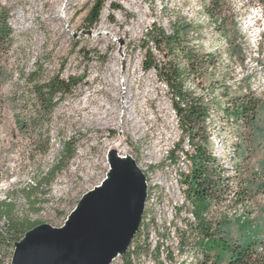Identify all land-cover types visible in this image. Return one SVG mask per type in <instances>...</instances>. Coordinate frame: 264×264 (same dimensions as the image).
Returning a JSON list of instances; mask_svg holds the SVG:
<instances>
[{
	"label": "rangeland",
	"instance_id": "374dc122",
	"mask_svg": "<svg viewBox=\"0 0 264 264\" xmlns=\"http://www.w3.org/2000/svg\"><path fill=\"white\" fill-rule=\"evenodd\" d=\"M96 1L0 0V14L13 30V44L0 52V200L20 224L61 227L105 179L115 151L131 157L144 174L146 203L151 199L148 205L156 209L152 236L136 233L130 243L135 264L163 263L166 252L171 264L177 263L174 254L226 264L220 227L238 237L256 226V237H264V103L256 134L223 112L232 108V95L250 93L264 101V0H219L225 23L211 18L212 0H105L99 21L88 29ZM177 19L201 25L185 41L218 57L199 88L216 99L207 145L229 180L222 199L202 215L214 233L210 238L198 229L185 182L192 161L184 151L191 155L193 143L204 141L184 139L168 89L153 70L142 68L141 45L150 28L155 23L170 30ZM232 41L243 47V64L230 57ZM56 74L82 81L34 122L33 85ZM66 142L73 149L70 160L63 155ZM237 143L247 150L238 158ZM10 217L0 212V228L8 227ZM156 231L163 243L158 240L154 254ZM20 240L0 247V264H12ZM125 255L111 264H126Z\"/></svg>",
	"mask_w": 264,
	"mask_h": 264
},
{
	"label": "trees",
	"instance_id": "16d2710c",
	"mask_svg": "<svg viewBox=\"0 0 264 264\" xmlns=\"http://www.w3.org/2000/svg\"><path fill=\"white\" fill-rule=\"evenodd\" d=\"M219 3V0H212L209 13L212 19H216L219 23H225L227 20L222 15ZM104 6L105 0H97L95 2L87 17V21L90 24L88 29H91L99 21ZM183 22V19H177L171 24L170 30L155 23L153 24L141 45L145 51L142 68L145 72L153 70L158 80L168 89L172 107L177 114L184 139L187 137L191 144L196 138H201L204 141V143H193V154L189 155V151H184L192 161L190 172L187 173L185 182L188 184L190 196H192L194 201V213L199 221L198 229H202V233L210 238L214 233L211 226L205 223L202 215L210 208L214 200L220 201L222 199L229 187V180L222 176L224 169L218 163L217 158L210 152L207 145L209 141L207 123L211 119L212 106L216 99L213 93H206L199 90V88L203 86L205 69L207 66H216L218 57L212 52L196 49L186 42V37L190 32L198 33L202 27L191 21ZM12 33L13 30L8 23V17L1 12L0 52L8 49L13 44ZM150 42L153 43L154 47L149 45ZM229 51L232 61L238 60L242 64L244 63L242 45L232 41ZM38 69L40 68L38 67ZM29 79L31 80V77ZM81 81V77L72 76L69 79H64L59 74H56L43 82L37 81L34 83L33 91L37 97V103L34 106L36 115L32 120L34 122L43 120L51 112L53 105L56 103L55 100L63 98L78 86ZM227 92L228 90L225 91L226 94ZM231 103L232 108L226 107L223 110L227 117L233 116L234 122L248 126L256 134L258 128L257 118L264 101L250 93H242L241 95H232ZM64 147V158L70 160L73 157L72 146L69 142H66ZM246 151L242 143H237L236 158L243 156ZM254 186H251V189ZM246 190V192L242 193V196L250 193L248 188ZM9 211L10 204L5 200H0V212H4L10 217ZM39 224H20L10 217L8 227L6 229L0 228V247L5 244H11L12 241L20 240L24 233ZM243 224L246 225L245 222ZM20 225H23L21 233ZM220 232L221 237L218 241L229 252V260L226 264L262 263L264 259L263 251L261 250H264V237H256V226L253 229L249 228L245 233L238 234V237L233 235L230 237V232L225 227H220ZM128 257L129 253L127 251L125 258L128 259ZM127 264H130L129 260ZM199 264L220 263L217 261L210 262V259L206 257Z\"/></svg>",
	"mask_w": 264,
	"mask_h": 264
},
{
	"label": "water",
	"instance_id": "95a60500",
	"mask_svg": "<svg viewBox=\"0 0 264 264\" xmlns=\"http://www.w3.org/2000/svg\"><path fill=\"white\" fill-rule=\"evenodd\" d=\"M109 163L110 173L81 198L63 226L45 223L27 231L12 264H111L126 253L145 210L147 182L131 157L113 151Z\"/></svg>",
	"mask_w": 264,
	"mask_h": 264
},
{
	"label": "built area",
	"instance_id": "2783aa9c",
	"mask_svg": "<svg viewBox=\"0 0 264 264\" xmlns=\"http://www.w3.org/2000/svg\"><path fill=\"white\" fill-rule=\"evenodd\" d=\"M150 200H148V202L145 205V210L143 212L142 220H141L138 232H137L140 235H142L143 238H147V237L152 236V235H150V228H151V226L154 227V224L156 222V220H155V218H156V212H155L156 209H154L155 205L153 204V202H155V200L152 201L153 206L152 205L149 206L148 203H149ZM162 230H164V226L162 227ZM153 234L156 235V233H154V232H153ZM157 234L158 235L155 236L156 238L153 235V238L155 239V244H154V247L152 248V252L154 254H156L158 252V250H159L158 249L159 246L157 245L159 243L158 240H160V242L163 243V239L161 241V239L159 237L161 235V233L157 232ZM132 248H133V251L132 250L129 251L130 246H129L128 250H127L128 253H129V257H128V259L125 258L126 264H127L128 260H129L130 264H135V252H134L135 248L134 247H132ZM161 252L163 253L164 251L161 250ZM121 255L123 256L124 254H121ZM174 256H175V259L177 260L176 264H199V262L201 261L198 257H194V256H190V257L187 256L183 260L181 258H179V254H174ZM168 259H169V253L166 252V253H164V256H163V263H160V264H171L172 263L171 259L169 261H167Z\"/></svg>",
	"mask_w": 264,
	"mask_h": 264
},
{
	"label": "bare ground",
	"instance_id": "6f19581e",
	"mask_svg": "<svg viewBox=\"0 0 264 264\" xmlns=\"http://www.w3.org/2000/svg\"><path fill=\"white\" fill-rule=\"evenodd\" d=\"M118 155H119V157H124V158H128V159L130 158L129 156H126V155H120L119 153H118ZM109 165H110V163H109ZM109 170H110V166H109ZM109 173H110V172H109ZM106 177H107V176H106ZM106 177H105V178H106ZM101 183H102V182H101ZM101 183H100V184H101ZM100 184H99V185H100ZM99 185H98V186H99ZM118 255H120V254H118Z\"/></svg>",
	"mask_w": 264,
	"mask_h": 264
}]
</instances>
